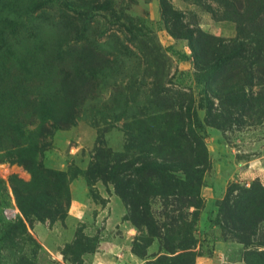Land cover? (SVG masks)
<instances>
[{
  "label": "rangeland",
  "instance_id": "obj_1",
  "mask_svg": "<svg viewBox=\"0 0 264 264\" xmlns=\"http://www.w3.org/2000/svg\"><path fill=\"white\" fill-rule=\"evenodd\" d=\"M197 258L264 264V0H0V264Z\"/></svg>",
  "mask_w": 264,
  "mask_h": 264
},
{
  "label": "trees",
  "instance_id": "obj_2",
  "mask_svg": "<svg viewBox=\"0 0 264 264\" xmlns=\"http://www.w3.org/2000/svg\"><path fill=\"white\" fill-rule=\"evenodd\" d=\"M55 174V173H54ZM56 175H58L59 176V173L58 174H56ZM180 185V189H181V186H183V184L182 183H179ZM187 188V187H186ZM188 190L187 191H189V192H191L192 190H190V187H188L187 188ZM32 206H33V209H34V211H35V213H37L38 215H39V217H41L40 215L42 214V213H44L45 214V212H46V210H44V208L43 207H41V208H35L36 207V204L35 203H32ZM44 217V216H43ZM47 218H49V217H47Z\"/></svg>",
  "mask_w": 264,
  "mask_h": 264
},
{
  "label": "crops",
  "instance_id": "obj_3",
  "mask_svg": "<svg viewBox=\"0 0 264 264\" xmlns=\"http://www.w3.org/2000/svg\"><path fill=\"white\" fill-rule=\"evenodd\" d=\"M219 245L221 246L220 243H216V244H215V247H218ZM216 249H217V248H216ZM199 260H200V259L197 258L196 261H195V264H198V263H199V264H211V262H208V261L198 262Z\"/></svg>",
  "mask_w": 264,
  "mask_h": 264
}]
</instances>
